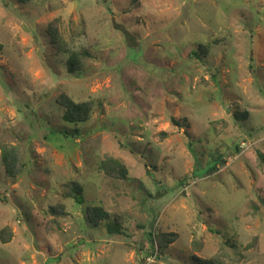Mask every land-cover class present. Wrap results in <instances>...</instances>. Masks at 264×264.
Instances as JSON below:
<instances>
[{"label": "rangeland", "instance_id": "374dc122", "mask_svg": "<svg viewBox=\"0 0 264 264\" xmlns=\"http://www.w3.org/2000/svg\"><path fill=\"white\" fill-rule=\"evenodd\" d=\"M56 19L93 54L79 75L49 43ZM0 45V264H264V0H0ZM61 94L94 100L89 120L64 122ZM5 145L23 154L16 180ZM107 157L131 180L104 175ZM71 181L82 205L63 197ZM93 205L120 232L88 223ZM154 228L178 238L148 262Z\"/></svg>", "mask_w": 264, "mask_h": 264}, {"label": "trees", "instance_id": "16d2710c", "mask_svg": "<svg viewBox=\"0 0 264 264\" xmlns=\"http://www.w3.org/2000/svg\"><path fill=\"white\" fill-rule=\"evenodd\" d=\"M27 1V0H21ZM59 20L56 19L49 23L47 27V35L49 43L52 48L57 52L65 56V65L70 74L79 75L83 72L86 62L92 57V52L88 47H82L80 49H73L69 46L59 28ZM2 45H0L1 49ZM211 48L210 43L199 44L198 49L192 51V56L201 58L209 53ZM58 103L63 107L64 113L62 119L64 122L74 124L86 122L89 120L92 111L94 109V100L78 101L68 94H61L58 98ZM246 116V115H245ZM174 123L178 126H183L185 122L173 119ZM186 121V120H185ZM52 132H60L65 136L75 137L80 135V130L75 128H52ZM238 148V146H237ZM258 158L260 164L264 168V153L258 151ZM215 165L209 170L208 173L212 174L218 170V166L221 162L225 163L226 159L220 153L214 155ZM2 163L4 171L7 177L12 180H16L23 171L25 165L24 158L21 150L18 146L5 145L2 147ZM100 168L104 175L116 180L130 181L128 167L121 160L113 157H107L102 160ZM63 197L71 198L77 205H82L85 202V189L80 182L71 181L66 185ZM48 213L58 217L67 215L66 207L64 204H57L50 206ZM85 218L88 223H91L94 227L98 226L102 222L109 223V230L111 233L120 232L121 219L114 215L112 216L103 206H88L85 211ZM147 240L152 248L151 257L157 259L164 254V250L178 238L176 232H160L155 228L148 231ZM12 237V232L9 228H3L0 231V240L2 243H7ZM157 246V247H156ZM193 264H225L222 259L218 257L202 258L199 256L193 257Z\"/></svg>", "mask_w": 264, "mask_h": 264}, {"label": "built area", "instance_id": "2783aa9c", "mask_svg": "<svg viewBox=\"0 0 264 264\" xmlns=\"http://www.w3.org/2000/svg\"><path fill=\"white\" fill-rule=\"evenodd\" d=\"M152 258H154V257H149V258L147 259V261H148V262H152V261H153Z\"/></svg>", "mask_w": 264, "mask_h": 264}]
</instances>
